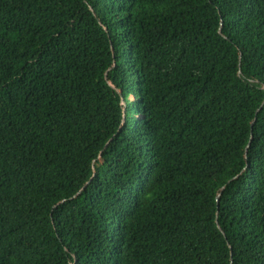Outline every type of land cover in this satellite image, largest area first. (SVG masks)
Instances as JSON below:
<instances>
[{
	"label": "trees",
	"instance_id": "1",
	"mask_svg": "<svg viewBox=\"0 0 264 264\" xmlns=\"http://www.w3.org/2000/svg\"><path fill=\"white\" fill-rule=\"evenodd\" d=\"M0 264H264V0H0Z\"/></svg>",
	"mask_w": 264,
	"mask_h": 264
},
{
	"label": "water",
	"instance_id": "2",
	"mask_svg": "<svg viewBox=\"0 0 264 264\" xmlns=\"http://www.w3.org/2000/svg\"><path fill=\"white\" fill-rule=\"evenodd\" d=\"M219 199H220V195H218V197H217V201L219 202Z\"/></svg>",
	"mask_w": 264,
	"mask_h": 264
}]
</instances>
